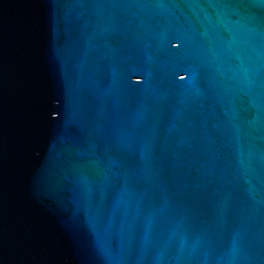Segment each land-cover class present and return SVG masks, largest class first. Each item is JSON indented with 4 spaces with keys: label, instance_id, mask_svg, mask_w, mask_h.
<instances>
[{
    "label": "water",
    "instance_id": "95a60500",
    "mask_svg": "<svg viewBox=\"0 0 264 264\" xmlns=\"http://www.w3.org/2000/svg\"><path fill=\"white\" fill-rule=\"evenodd\" d=\"M0 264H264V0H0Z\"/></svg>",
    "mask_w": 264,
    "mask_h": 264
}]
</instances>
